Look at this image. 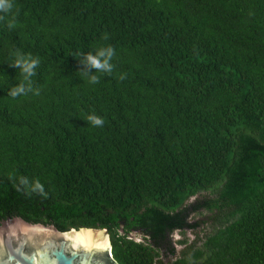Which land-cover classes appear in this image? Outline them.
<instances>
[{
  "label": "trees",
  "instance_id": "1",
  "mask_svg": "<svg viewBox=\"0 0 264 264\" xmlns=\"http://www.w3.org/2000/svg\"><path fill=\"white\" fill-rule=\"evenodd\" d=\"M11 2L0 223L105 229L118 264H264V0Z\"/></svg>",
  "mask_w": 264,
  "mask_h": 264
},
{
  "label": "water",
  "instance_id": "2",
  "mask_svg": "<svg viewBox=\"0 0 264 264\" xmlns=\"http://www.w3.org/2000/svg\"><path fill=\"white\" fill-rule=\"evenodd\" d=\"M105 229L31 224L21 218L0 223V264H118Z\"/></svg>",
  "mask_w": 264,
  "mask_h": 264
},
{
  "label": "clouds",
  "instance_id": "3",
  "mask_svg": "<svg viewBox=\"0 0 264 264\" xmlns=\"http://www.w3.org/2000/svg\"><path fill=\"white\" fill-rule=\"evenodd\" d=\"M13 8V4L11 0H0V12L9 13ZM0 19H3V17H0ZM14 19L12 21L8 22V27H14ZM113 56V50L111 47H108L106 51H100L97 56L87 55L85 57L86 63L88 67L95 68L97 70H103L107 73L112 72L113 66L109 63V60ZM17 59L14 60L12 67L20 68L24 74L25 79H27L28 76L34 75L33 69L37 66L38 61L37 60H31L30 62L28 60H23L22 58H19V55L17 54ZM101 57L104 59L102 60ZM90 81L92 83H96L98 81L97 76H91ZM25 89L23 86H18L8 93L10 96L15 97L17 94L24 93ZM89 121L93 125L99 126L104 123V121L100 118H97L95 116H89L87 117ZM39 187V185H37Z\"/></svg>",
  "mask_w": 264,
  "mask_h": 264
},
{
  "label": "rangeland",
  "instance_id": "4",
  "mask_svg": "<svg viewBox=\"0 0 264 264\" xmlns=\"http://www.w3.org/2000/svg\"><path fill=\"white\" fill-rule=\"evenodd\" d=\"M199 219L198 215H193V221H196ZM204 229H208L207 226H202L201 228H197L195 230H185L184 232H180V231H175L174 233H172V241L173 243L179 239L185 238L188 240V242H190L191 240H193L197 235L198 232L201 233L203 232ZM132 238L141 241L142 237L139 236L138 234H134L132 235ZM181 248L180 245H176V251H179V249Z\"/></svg>",
  "mask_w": 264,
  "mask_h": 264
}]
</instances>
